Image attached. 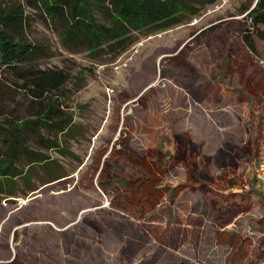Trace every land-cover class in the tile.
Segmentation results:
<instances>
[{
    "label": "rangeland",
    "instance_id": "1",
    "mask_svg": "<svg viewBox=\"0 0 264 264\" xmlns=\"http://www.w3.org/2000/svg\"><path fill=\"white\" fill-rule=\"evenodd\" d=\"M255 3H191L151 34L108 9L97 18L121 37L93 51L41 7L0 0L27 16L34 65L68 75L53 99L72 119L37 124L45 100L0 66V169L20 173L0 170V264H264V40L253 53L242 38ZM153 181L170 192L147 196Z\"/></svg>",
    "mask_w": 264,
    "mask_h": 264
},
{
    "label": "trees",
    "instance_id": "2",
    "mask_svg": "<svg viewBox=\"0 0 264 264\" xmlns=\"http://www.w3.org/2000/svg\"><path fill=\"white\" fill-rule=\"evenodd\" d=\"M32 6L41 7L51 18H57L67 25L66 37L85 42L93 51L110 41L121 37L115 27H107L97 18L98 12L110 9L120 20L134 30L155 33L166 31L184 21L182 16L194 14L198 10L191 3L198 5L213 4L217 0H27ZM26 15L22 8L9 4L0 6V66L12 70L21 83V88L28 91L34 103H44V109L37 113V124H43L62 133L72 125V119L64 115L53 99L59 94L68 80V75L59 69H41L34 64L42 57L41 45L24 37ZM250 26L242 38L245 45L256 53L254 37L264 40V0H258L249 12ZM41 120V121H40ZM48 141L47 139H44ZM42 145V143H40ZM45 146V145H44ZM25 150V147L23 148ZM13 148L12 156H16ZM32 164H42L48 177L50 171L59 172L53 161L44 156L28 152L25 154ZM4 176H20L15 166L9 161L1 167ZM55 174L52 175L55 177ZM46 184L61 179L49 177ZM63 178V177H62ZM53 179V180H52Z\"/></svg>",
    "mask_w": 264,
    "mask_h": 264
},
{
    "label": "flooded vegetation",
    "instance_id": "3",
    "mask_svg": "<svg viewBox=\"0 0 264 264\" xmlns=\"http://www.w3.org/2000/svg\"><path fill=\"white\" fill-rule=\"evenodd\" d=\"M163 178H165V175H162ZM161 176V177H162ZM156 179V178H155ZM138 185V184H137ZM149 185H151V188H148L149 191L146 192V195L148 196V194L150 193V195L154 198H160L161 196L166 195L167 193L170 192L169 187H167L165 184H162L161 182H150ZM45 186V185H43ZM135 189H137L136 187H134Z\"/></svg>",
    "mask_w": 264,
    "mask_h": 264
},
{
    "label": "built area",
    "instance_id": "4",
    "mask_svg": "<svg viewBox=\"0 0 264 264\" xmlns=\"http://www.w3.org/2000/svg\"><path fill=\"white\" fill-rule=\"evenodd\" d=\"M258 166H259L258 169H257L258 176L260 178H263V180H264V157H263V160L261 161V163Z\"/></svg>",
    "mask_w": 264,
    "mask_h": 264
},
{
    "label": "water",
    "instance_id": "5",
    "mask_svg": "<svg viewBox=\"0 0 264 264\" xmlns=\"http://www.w3.org/2000/svg\"><path fill=\"white\" fill-rule=\"evenodd\" d=\"M257 2H258V0H256L255 6H256ZM255 6H254V7H255ZM254 7H253V8H254Z\"/></svg>",
    "mask_w": 264,
    "mask_h": 264
},
{
    "label": "bare ground",
    "instance_id": "6",
    "mask_svg": "<svg viewBox=\"0 0 264 264\" xmlns=\"http://www.w3.org/2000/svg\"><path fill=\"white\" fill-rule=\"evenodd\" d=\"M23 202V201H22ZM106 207V206H105Z\"/></svg>",
    "mask_w": 264,
    "mask_h": 264
}]
</instances>
